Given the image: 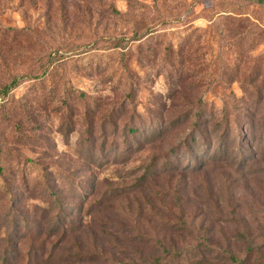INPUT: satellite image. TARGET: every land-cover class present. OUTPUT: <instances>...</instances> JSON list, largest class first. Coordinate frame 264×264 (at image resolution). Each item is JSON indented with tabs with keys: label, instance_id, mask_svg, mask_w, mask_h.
<instances>
[{
	"label": "rangeland",
	"instance_id": "obj_1",
	"mask_svg": "<svg viewBox=\"0 0 264 264\" xmlns=\"http://www.w3.org/2000/svg\"><path fill=\"white\" fill-rule=\"evenodd\" d=\"M0 95V264L264 241L257 0H0Z\"/></svg>",
	"mask_w": 264,
	"mask_h": 264
},
{
	"label": "trees",
	"instance_id": "obj_2",
	"mask_svg": "<svg viewBox=\"0 0 264 264\" xmlns=\"http://www.w3.org/2000/svg\"><path fill=\"white\" fill-rule=\"evenodd\" d=\"M259 5H264V0H257ZM2 99V95H0ZM131 135L136 134L137 130L134 128L129 129ZM13 197L11 198V203ZM181 228L171 229L166 236L171 248H163L162 255H151L146 250L137 251L135 258H129L125 255H117V258H111L113 264H264V241L262 243L256 242L252 236L246 233L237 235L238 243L245 247L243 257L237 255L230 250V247L223 249L222 247L215 246L211 242L210 237H203L199 229H193L191 223L180 224ZM203 227V226H202ZM180 239V243H172L174 238ZM165 240V241H167ZM185 243L186 247L180 248V245ZM194 245V246H193ZM77 261L84 263L81 256L87 259V264H100V254L94 253L92 259L87 258V254L76 253ZM7 262V257H4L2 264ZM76 264V263H75Z\"/></svg>",
	"mask_w": 264,
	"mask_h": 264
},
{
	"label": "built area",
	"instance_id": "obj_3",
	"mask_svg": "<svg viewBox=\"0 0 264 264\" xmlns=\"http://www.w3.org/2000/svg\"><path fill=\"white\" fill-rule=\"evenodd\" d=\"M1 100V99H0Z\"/></svg>",
	"mask_w": 264,
	"mask_h": 264
}]
</instances>
